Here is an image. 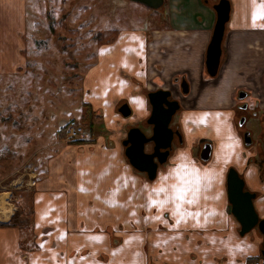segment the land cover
I'll list each match as a JSON object with an SVG mask.
<instances>
[{
  "label": "crops",
  "instance_id": "1",
  "mask_svg": "<svg viewBox=\"0 0 264 264\" xmlns=\"http://www.w3.org/2000/svg\"><path fill=\"white\" fill-rule=\"evenodd\" d=\"M219 1L167 0L164 10L158 13L163 19L145 30L121 29L117 37L98 46L95 62L84 72L82 102L91 104L106 130L91 142L58 146L48 156L44 173L31 187L30 224L15 222V226L0 227V264H226L228 258L220 242L230 232L240 234L226 190L232 166L244 177L248 188L259 193L255 204L262 207L257 211L264 219V185L259 183L258 169L248 164L249 151L236 122L237 95L242 90L260 101L258 114L248 117L246 127L255 134L264 117V18L253 21V0H228L230 16L220 66L211 76L206 68V51ZM29 3L31 0H0V141H33L35 154H39L38 142L53 132L57 109L41 113L37 101L28 102L31 84L18 90L17 81L5 82L12 76H23L29 82ZM183 79L189 92L179 96L178 85ZM159 88L172 90L181 101L182 111L176 123L182 132V143L175 145V150L188 148L198 161L207 163L201 158L200 143L205 140L212 145V131L199 128L185 135L181 123L182 115L192 110L230 114L232 126L243 142L240 159L227 167L222 183L209 192L216 195L219 191L222 195L215 200L201 199L198 216L177 223L169 211L159 210V214H166L159 222L174 224L175 237L183 233L189 239L183 247L161 243L167 234L172 235L169 231L150 237L145 226L140 225L142 209L146 207L142 185L149 180L130 164L121 146L123 138L116 135L120 123L125 122L124 127L139 123L145 126L151 112L149 102L147 112L131 110L124 117L120 107L127 104V95L148 98L150 91ZM6 91L11 92L7 97ZM49 147L44 144L41 149ZM4 148L7 145L0 151ZM0 198L7 203L6 197ZM113 198L115 203H111ZM222 213L227 214V221ZM253 246L248 257L262 251L260 243ZM248 257H238V264H247Z\"/></svg>",
  "mask_w": 264,
  "mask_h": 264
},
{
  "label": "rangeland",
  "instance_id": "2",
  "mask_svg": "<svg viewBox=\"0 0 264 264\" xmlns=\"http://www.w3.org/2000/svg\"><path fill=\"white\" fill-rule=\"evenodd\" d=\"M159 12L161 11L130 0H31L26 14L28 22L26 52L29 54L30 65L33 66L30 67L29 82L23 76L6 77L5 82L17 81L18 90H23L27 83L31 84L33 90L29 93L31 97H28V102L34 104V101H37L41 113L46 109L48 111L57 109V112L54 111L53 132H50V137L38 142L39 154H35L36 147L33 141L26 142L22 139L17 140V143L15 140L0 141V149L3 145L10 149L9 152L4 151L3 155L0 154V197H6L12 208V211L0 209V222L11 219V222L30 224L31 187L44 173L46 159L54 149L57 150L61 145L62 147L72 145L68 139L57 142L58 137L55 133L63 124L72 118L82 124L84 133L77 139H91L100 132H105L106 128L99 124L100 118L96 115L93 121L98 126L94 128V135L89 133L88 121L84 118L86 108L82 102L85 95L82 86L84 72L95 62L96 52L101 43L117 37L121 29L129 27L135 30L148 29L151 23L164 18L163 15H158ZM9 93L11 92L6 91V97ZM25 94L27 93H23ZM178 95L180 96L179 93ZM124 123L118 125L116 131L118 139L125 138L130 128L124 127L126 124ZM137 126L147 131L144 124L139 123ZM261 130L259 127L254 134L256 139ZM44 144L50 147L46 150L41 149ZM11 147L14 150H11ZM144 175L147 177L145 173ZM256 208L259 211L262 207L256 204ZM142 214L143 221L140 225L145 226L144 229L150 237H157L160 232L169 231L172 235L167 234L168 237L165 236L161 243L168 244L167 247H183L188 244L189 239L187 241L183 233L175 237L174 224L166 226L159 222L164 220L163 216L166 214L162 212L159 214L157 207L153 206L151 209L145 207ZM241 237H247L252 245L257 242L260 243V247H264L263 235L257 228ZM114 242L116 243L115 239Z\"/></svg>",
  "mask_w": 264,
  "mask_h": 264
},
{
  "label": "clouds",
  "instance_id": "3",
  "mask_svg": "<svg viewBox=\"0 0 264 264\" xmlns=\"http://www.w3.org/2000/svg\"><path fill=\"white\" fill-rule=\"evenodd\" d=\"M252 19L264 18V0H253ZM129 108L136 112H147L149 100L142 95L126 97ZM181 123L185 135L199 128H208L213 133L207 163L198 161L188 148L176 149L166 161L162 170H158L151 181H145L142 190L146 196V207L167 210L176 218L177 223L200 214L201 199H218L222 192L209 195L222 178L227 167L238 161L242 155L243 142L231 123V115L224 112L192 110L184 113ZM114 196V194H113ZM115 203V200L111 201ZM193 207L196 211H193ZM225 220L229 218L222 213ZM129 239H132L131 237ZM138 239V237H136ZM221 250L227 256L226 264H238V257L251 255L254 246L234 232L221 240Z\"/></svg>",
  "mask_w": 264,
  "mask_h": 264
},
{
  "label": "water",
  "instance_id": "4",
  "mask_svg": "<svg viewBox=\"0 0 264 264\" xmlns=\"http://www.w3.org/2000/svg\"><path fill=\"white\" fill-rule=\"evenodd\" d=\"M140 3L151 9H158L164 4V0H130ZM217 20L212 33L211 41L206 51L207 72L214 76L217 74L222 55V41L224 37L226 23L230 16V4L228 0H220L215 5ZM184 94L189 92V85L185 79L181 82ZM171 91L159 88L148 93L151 105V113L147 122L152 126V134L147 136L139 127H132L127 132V137L123 140L125 155L130 164L138 171L146 173L149 180H153L161 164L166 163L172 148L175 135L179 136V131H175L171 126V121L180 105L178 100H171ZM120 112L124 117L131 114V109L127 104L120 107ZM152 143L151 152H146V144ZM210 149L206 148L201 154L203 160L209 158ZM227 194L231 203V211L236 217L241 236L249 233L252 229L258 228L264 237V219L258 216L253 199L254 193L244 191V181L234 168H230L227 174ZM264 240V239H263ZM264 258V248L261 251Z\"/></svg>",
  "mask_w": 264,
  "mask_h": 264
},
{
  "label": "flooded vegetation",
  "instance_id": "5",
  "mask_svg": "<svg viewBox=\"0 0 264 264\" xmlns=\"http://www.w3.org/2000/svg\"><path fill=\"white\" fill-rule=\"evenodd\" d=\"M181 82H182V80L179 81V85H178L179 90L178 91H179V94L181 96H184L186 94H184L183 91H182ZM170 91H171L170 99L171 100H174V99L178 100L179 105H180L179 109L176 111V113L174 115V116H176V115L178 116L179 113L182 111L181 101H180L179 97L176 96L172 90H170ZM250 96L251 95L249 93H247L246 91H244V90L238 92V95H237V97H238L237 111L239 112V116L237 117L236 122H237L238 128H240L242 130L241 133H242V139H243L245 148L249 151L248 152L249 156L246 155L248 157V160H247L248 164L252 165V166H255L258 169V171L260 172L259 183L264 185V117H263V119L261 118V123H260V125H261L260 128H262V130H261L262 132L259 133V135H257V139H256V137L254 136L253 132L250 129H248L246 127V125H247V122H248V117H250L253 114L254 115L258 114V112L256 110H257V108H258V106L260 104V101L258 100L257 97H254V98L252 97L251 98ZM174 116L172 118L170 126L175 131H179L180 134H179V136L178 135L174 136V139H173V142H172V148L170 149V155L174 152V150L176 148L175 145H177L178 143L179 144L182 143V132L180 131V128H179L178 124L176 123V118ZM148 117H147V119H148ZM147 119L145 121V126H146V130L147 131H144V132H145V134L147 136H150L152 134V126L147 122ZM132 127H135V126H131L130 128H132ZM136 127H138V126H136ZM126 137H127V135L125 136V138ZM125 138H123V140ZM200 144H201L200 145V153L203 152V150L205 148H206V151L208 149H210L211 145L207 141L202 140ZM148 147H149V149H148ZM152 147H153L152 143L146 144V146H145L146 152H151L152 149H153ZM164 165H166V163L159 165L158 170L161 167H163ZM231 168L235 169L234 166H232ZM238 174L244 181V191H249L250 193H254L255 194V198L253 199V204H254V208H255V210H256V212L258 214V211L256 209V206H255L256 204L255 203L257 201V198L259 197V193L256 190L248 188L247 183L244 180V177L239 172H238ZM226 190H227V183H226ZM227 198H228V194H227ZM228 201H229V199H228ZM230 205H231V203H230ZM231 213H232V211H231ZM232 215H233V213H232ZM258 216H259V214H258ZM260 219H262V218H260ZM263 239H264V237H263Z\"/></svg>",
  "mask_w": 264,
  "mask_h": 264
},
{
  "label": "trees",
  "instance_id": "6",
  "mask_svg": "<svg viewBox=\"0 0 264 264\" xmlns=\"http://www.w3.org/2000/svg\"><path fill=\"white\" fill-rule=\"evenodd\" d=\"M166 4H167V0H164V4L158 8V9H154V10H157V11H163L164 8L166 7ZM83 106L86 108V111L84 113V118L85 120L87 119L88 121V128H89V133L90 135H94V128H95V124H94V121H93V117L96 116V113L92 110V106L90 103H87V102H84L83 103ZM98 116V115H97ZM68 123V122H67ZM67 123H65L57 132H56V135L58 137V139L60 140H63V139H66V136H67ZM92 139H75V140H70V142L72 143H80V142H91ZM5 150H8L7 149H2L0 151V154L3 155V152ZM15 222H1L0 223V227H10V226H15ZM264 260L262 254L258 255V256H251V257H248L247 259V264H255L258 260Z\"/></svg>",
  "mask_w": 264,
  "mask_h": 264
},
{
  "label": "built area",
  "instance_id": "7",
  "mask_svg": "<svg viewBox=\"0 0 264 264\" xmlns=\"http://www.w3.org/2000/svg\"><path fill=\"white\" fill-rule=\"evenodd\" d=\"M67 136L66 139L75 140L84 133L82 124L77 119H70L67 123ZM35 184V183H34ZM255 264H264L262 261H258Z\"/></svg>",
  "mask_w": 264,
  "mask_h": 264
},
{
  "label": "bare ground",
  "instance_id": "8",
  "mask_svg": "<svg viewBox=\"0 0 264 264\" xmlns=\"http://www.w3.org/2000/svg\"><path fill=\"white\" fill-rule=\"evenodd\" d=\"M0 208L3 210L5 209L6 211H9V209H11L10 206L2 198H0Z\"/></svg>",
  "mask_w": 264,
  "mask_h": 264
}]
</instances>
